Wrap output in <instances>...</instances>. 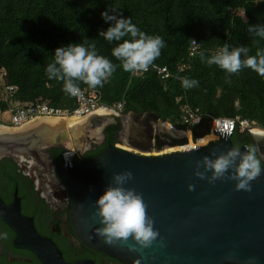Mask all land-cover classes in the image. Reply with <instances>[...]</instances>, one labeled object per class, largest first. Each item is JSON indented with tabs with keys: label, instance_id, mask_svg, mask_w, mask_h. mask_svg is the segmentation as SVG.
I'll return each instance as SVG.
<instances>
[{
	"label": "water",
	"instance_id": "95a60500",
	"mask_svg": "<svg viewBox=\"0 0 264 264\" xmlns=\"http://www.w3.org/2000/svg\"><path fill=\"white\" fill-rule=\"evenodd\" d=\"M101 112L92 111L69 122L42 120L16 128L0 125V153L72 147L74 159L64 160L57 172L69 186L74 232L87 247L124 264H264V169L249 181L247 191L236 190L227 173L211 183L194 175L202 156L211 158L234 146L230 129L217 127L219 138L200 146L148 154L189 144L187 131L154 110H129L114 120L120 124L121 143L137 152L110 144L77 162L75 158L84 154L89 142L100 137L102 120L92 114ZM123 170L132 173L125 187L140 194L158 232L144 248L129 249L118 240L107 244L96 233L100 224L94 198L111 183L113 172ZM199 170L203 171L202 166ZM0 220L13 230V245L29 250L40 264H93L86 258L66 261L52 239L37 231L32 217L21 212L16 193L9 204L0 198Z\"/></svg>",
	"mask_w": 264,
	"mask_h": 264
},
{
	"label": "trees",
	"instance_id": "16d2710c",
	"mask_svg": "<svg viewBox=\"0 0 264 264\" xmlns=\"http://www.w3.org/2000/svg\"><path fill=\"white\" fill-rule=\"evenodd\" d=\"M105 9L130 16L140 30L163 39L164 47L152 63L169 68L165 86L152 71L132 76L119 67V61L110 51L117 42L110 44L97 36V29L109 23L99 15ZM236 9L244 16L235 12ZM253 23L264 24V3L255 4L252 0H0V67L6 71L4 81L16 88L19 101L45 100L52 106L72 108L73 96L62 91L61 81L48 79L44 68L52 60L51 50L57 45L94 43L98 54L117 65L100 86L90 88L79 83V87L95 90L100 103L111 106L124 98V110H154L161 118L186 129L187 126L176 123L178 102L175 98L181 96V102L198 108L202 114L201 122L191 128L193 139L198 136L196 128L204 126L200 134L207 133L208 121L216 116L239 115L264 129V77L242 67L238 73L227 74L226 80L224 70L214 64L206 65L199 57L200 52L205 56L215 52L225 41L230 48L247 46L249 54L254 55L258 48H264V39L246 31ZM192 39L197 44V52L188 56ZM180 62L188 67L178 71L176 65ZM184 78H194L198 83L185 89L181 86ZM118 125L107 130L105 144L75 160L90 158L112 143L113 131ZM60 152L59 149L56 156L61 164ZM17 251L30 255V264H40L30 251Z\"/></svg>",
	"mask_w": 264,
	"mask_h": 264
},
{
	"label": "clouds",
	"instance_id": "9594fccd",
	"mask_svg": "<svg viewBox=\"0 0 264 264\" xmlns=\"http://www.w3.org/2000/svg\"><path fill=\"white\" fill-rule=\"evenodd\" d=\"M252 3H264V0H252ZM234 11L244 16L242 11L237 9ZM114 13H116L115 9L100 11L102 20L109 23L105 28L97 29V36L110 44L113 41L117 42L110 50L111 56L119 61V67L123 71L135 73L145 70L160 55V49L164 47L165 42L159 35H148L140 30L130 16ZM246 31L252 36L264 39L262 23L249 24ZM126 36L129 38L122 39ZM51 54L52 60L44 68L45 75L50 80L61 81L62 91L69 96L79 95V83H84L90 88L102 85L117 67L107 57L97 53L94 43L59 44L51 50ZM199 57L206 65L214 64L224 70L226 80L227 74L238 73L242 67H247L264 77V48H258L255 54L251 55L247 46L230 48L225 41L215 52L208 56L200 52ZM197 83L194 78L181 80V86L185 89L194 87ZM205 134H209V128ZM190 136H192L191 132ZM190 140L194 139L190 137ZM258 151V146L247 144L243 146V150L240 146H231L219 154L211 155V158L209 155H204L196 161L194 175L211 183L224 178L227 173V178L235 181L233 187L236 190H250L249 181L260 174L264 160V154L258 156ZM201 166L203 171L199 170ZM205 172H208L207 177ZM131 177L132 173L128 170L113 172L111 183L106 184L94 198V211L100 224L96 233L107 244L118 240L126 243L129 249L144 248L157 238L158 232L153 227L151 217L146 213L140 194L131 187H125ZM192 187L191 184L188 185L189 190Z\"/></svg>",
	"mask_w": 264,
	"mask_h": 264
},
{
	"label": "flooded vegetation",
	"instance_id": "af4514ba",
	"mask_svg": "<svg viewBox=\"0 0 264 264\" xmlns=\"http://www.w3.org/2000/svg\"><path fill=\"white\" fill-rule=\"evenodd\" d=\"M128 111L124 110L122 113ZM116 115L114 112L108 116L105 112L92 114L93 118L102 120L100 137L89 142L83 155L105 144L107 130L119 124L114 120ZM119 128L120 126L113 131L114 141L109 145L120 147L122 144L119 140ZM231 141L234 146L256 145L259 148L257 155L264 154L263 128L236 131L231 136ZM58 150V147L51 146L29 154L0 153V198L5 204H9L16 193L21 212L32 217L37 231L52 239L66 261L86 258L93 261V264H124L113 256L87 247L75 234L70 217L69 186L57 172L60 166L56 156ZM0 234V264L31 263L30 255H22L17 251L24 248L13 245L14 232L2 220Z\"/></svg>",
	"mask_w": 264,
	"mask_h": 264
},
{
	"label": "built area",
	"instance_id": "2783aa9c",
	"mask_svg": "<svg viewBox=\"0 0 264 264\" xmlns=\"http://www.w3.org/2000/svg\"><path fill=\"white\" fill-rule=\"evenodd\" d=\"M197 52V44L191 40L188 46V56H193ZM188 67L185 62H180L176 65L178 71H182ZM147 71H152L155 75L162 80L163 86H165V79L170 76V70L165 64L151 63L145 70L135 73L130 72L132 76L142 74ZM6 71L3 67H0V124L8 127H18L26 122L33 120L40 116H76L82 117L89 112L96 111L103 107L104 109H110L116 113H121L124 110L125 99L121 98L115 101L111 106L103 105L99 102V96L93 89L79 87L80 93L77 96H73L74 107L61 108L52 106L45 100H34L29 102L19 101L16 96V88L13 84L5 82L4 76ZM175 101L178 102V114L176 123L187 126L186 130L191 132L193 126H197L202 120V114L198 108L189 106L186 102H181V96H177ZM209 134L213 137L207 139L205 143L198 144L197 141L205 136V133L199 134L197 138L191 140V146L188 148L200 146L208 143L211 140L219 138V133L215 130L217 127H223L230 129V134L235 131H244L247 129L255 128L254 123L248 119L240 118L239 115L233 116H216L212 117L208 121ZM187 149V148H185ZM182 150V149H180ZM75 151L72 147L62 150L60 152L61 163L67 159H74Z\"/></svg>",
	"mask_w": 264,
	"mask_h": 264
},
{
	"label": "bare ground",
	"instance_id": "6f19581e",
	"mask_svg": "<svg viewBox=\"0 0 264 264\" xmlns=\"http://www.w3.org/2000/svg\"><path fill=\"white\" fill-rule=\"evenodd\" d=\"M66 117H68V116H65L64 118H59V117H55V118H52V117H48V116H40V117H36V118H34L33 120H31V121H29L26 125H34V124H38L40 121H42V120H47V122H50V123H56V122H58V121H65V122H69V121H71V120H76V118H79V117H76V116H70L69 117V119H67ZM74 117V118H73ZM60 123V122H59ZM62 123V122H61ZM26 125H24V126H26ZM1 129V128H0ZM212 134H206L202 139H199L198 141H197V143L198 144H202V143H200L201 141H206L207 139H208V137L210 138V137H212L211 136ZM187 136H188V143L189 144H184V145H178V146H173V147H168L167 149H164V151H167V150H173V149H177V150H179V149H185V148H188L189 146H191V140H190V136H189V132L187 131ZM176 147V148H175Z\"/></svg>",
	"mask_w": 264,
	"mask_h": 264
},
{
	"label": "rangeland",
	"instance_id": "374dc122",
	"mask_svg": "<svg viewBox=\"0 0 264 264\" xmlns=\"http://www.w3.org/2000/svg\"><path fill=\"white\" fill-rule=\"evenodd\" d=\"M48 102V101H47ZM234 104L235 105H237V101H235L234 102ZM101 110H103L105 113H106V116H108V115H112V113L114 112V111H112V110H110V109H104L103 107H101V108H99V110L98 111H101ZM114 114H116V112H114ZM74 118V117H73ZM167 122L169 121V122H171L169 119H165ZM28 122H26L25 124H27ZM24 127V126H23ZM208 127H210V125H209V123H208ZM204 126H200V127H198V128H196V134L197 135H199L202 131H204ZM256 129V128H255ZM189 132V131H188ZM206 135V134H205ZM189 136H190V132H189ZM212 136V135H211ZM191 138H192V136H190ZM213 137V136H212ZM211 138V137H210ZM208 139H209V137H208ZM121 148H125V149H128V150H132V151H134V152H137V150H134V149H132V148H130V147H128V146H126L125 144H120L119 145ZM176 148V147H175ZM164 149H167V148H164ZM164 149H162V150H160V151H158V152H155V151H151V152H147L148 154H158V153H161V152H168V151H170V150H167V151H164ZM173 150H175V149H173ZM177 150V149H176Z\"/></svg>",
	"mask_w": 264,
	"mask_h": 264
},
{
	"label": "crops",
	"instance_id": "0c3cea01",
	"mask_svg": "<svg viewBox=\"0 0 264 264\" xmlns=\"http://www.w3.org/2000/svg\"><path fill=\"white\" fill-rule=\"evenodd\" d=\"M69 117H70V116H68V117H66V118L69 119ZM53 118H54V117H53ZM76 119H78V118H76Z\"/></svg>",
	"mask_w": 264,
	"mask_h": 264
}]
</instances>
